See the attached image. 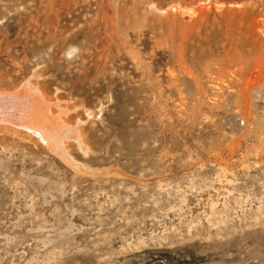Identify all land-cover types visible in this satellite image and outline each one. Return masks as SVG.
Instances as JSON below:
<instances>
[{
  "label": "rangeland",
  "instance_id": "rangeland-1",
  "mask_svg": "<svg viewBox=\"0 0 264 264\" xmlns=\"http://www.w3.org/2000/svg\"><path fill=\"white\" fill-rule=\"evenodd\" d=\"M0 95V264H264V0H0Z\"/></svg>",
  "mask_w": 264,
  "mask_h": 264
},
{
  "label": "bare ground",
  "instance_id": "bare-ground-1",
  "mask_svg": "<svg viewBox=\"0 0 264 264\" xmlns=\"http://www.w3.org/2000/svg\"><path fill=\"white\" fill-rule=\"evenodd\" d=\"M0 98H1V101L2 100H4L3 98V96L2 95H0ZM6 98H8L9 100L12 98V96H11V94L9 95V96H7ZM40 106V105H39ZM42 107V106H41ZM22 111V110H21ZM24 111V110H23ZM21 112L20 114H21V116L23 117V118H25L26 116H25V114L27 113H25V112ZM42 112V111H41ZM42 114H44V112H42ZM32 115V114H31ZM41 115V114H40ZM46 115V114H45ZM44 116V115H43ZM31 117V116H30ZM6 120V116L5 115H2V122H7V121H5ZM63 155H64V153L63 152H61Z\"/></svg>",
  "mask_w": 264,
  "mask_h": 264
}]
</instances>
